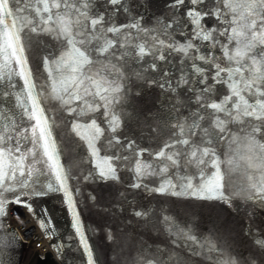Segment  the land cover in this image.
I'll return each instance as SVG.
<instances>
[{
    "label": "snow or ice",
    "instance_id": "6c2138e0",
    "mask_svg": "<svg viewBox=\"0 0 264 264\" xmlns=\"http://www.w3.org/2000/svg\"><path fill=\"white\" fill-rule=\"evenodd\" d=\"M33 49L45 53L43 83L29 64ZM46 99L59 102L87 149L94 171L84 180L114 190L106 207L118 227L125 212L138 225L155 224L134 203L149 191L236 214L237 199L264 207V0H0V218L9 204L35 216L34 198L63 193L87 264H96ZM161 120L168 138L142 146ZM225 143L243 145L236 155L251 171L232 192ZM50 223L44 209L38 224L49 239ZM160 223L186 235L169 216ZM256 233L247 234L264 255V232Z\"/></svg>",
    "mask_w": 264,
    "mask_h": 264
},
{
    "label": "water",
    "instance_id": "95a60500",
    "mask_svg": "<svg viewBox=\"0 0 264 264\" xmlns=\"http://www.w3.org/2000/svg\"><path fill=\"white\" fill-rule=\"evenodd\" d=\"M49 47H52V44ZM44 54L33 49L29 57L30 67L34 71L39 67L42 74L41 83L47 76L40 63ZM150 99L155 101L156 97L150 94ZM42 107L55 121L54 135L62 150L61 162L66 168L71 167L76 177L70 180L69 187L73 192L74 201L77 202V211L81 217L85 238L94 249L96 264H149V261L158 264L161 260L163 264H223L229 256L234 258L237 264H251L253 258L256 264H264V255L258 253L253 246V235L247 234L249 229L253 233H256L257 229L264 232V207H258L252 201L235 200V207L239 208V213L236 214L226 206L220 211L214 204L204 201L164 197L149 191L142 197H136L134 203L141 210H146L155 224L138 225L135 219L125 212L120 217L123 226L118 227L111 210L106 207L114 199V190L91 181L86 182L83 178L94 169L83 142L79 141L71 131L69 122L71 118L58 101L46 99L42 101ZM155 111L156 109L153 108V112ZM158 123L160 124L158 136L152 139L146 138L142 146L152 145L155 149L158 143L168 138V129L164 127L163 121ZM137 135L147 137L146 132H138ZM237 147L241 152L244 151L242 144H233L229 147L227 143L219 150L225 154L222 159L234 160V164L228 167L231 181L227 186L229 192L246 186L247 176L251 174L250 170H246L244 162L236 155ZM207 171L211 172L212 169ZM120 175L124 181L131 182V174L127 170L122 168ZM126 186L127 184L124 185ZM12 195L5 193L9 198ZM91 195L96 196L95 202L89 199ZM31 203L36 213L32 216L38 226V218L44 209L47 210V218L53 230L51 238H47L44 231L39 228L48 239L47 243L55 252L58 261L61 264H87L86 253L73 228L72 215L65 203L63 193H49L45 197L34 198ZM164 216H169L171 223L184 229L186 235H181L177 231L170 233L169 226L160 223V218ZM0 224L5 225L0 227V264H20L23 257L21 242L16 234V239H13V231L7 227L6 216L0 218ZM110 227L114 235L112 242L107 238ZM191 235L196 236L195 241L187 238ZM53 245H63V247L58 252ZM35 264L55 263L44 254L37 257Z\"/></svg>",
    "mask_w": 264,
    "mask_h": 264
},
{
    "label": "bare ground",
    "instance_id": "6f19581e",
    "mask_svg": "<svg viewBox=\"0 0 264 264\" xmlns=\"http://www.w3.org/2000/svg\"><path fill=\"white\" fill-rule=\"evenodd\" d=\"M13 224L18 227L20 233L24 236V240L20 241L22 245V259L20 264H35L39 254L46 255L50 257L55 264H61L56 258V254L52 251V248L49 246L43 245L42 249H38L35 244L34 237L37 235L35 233L32 222L29 218L20 210H16L14 213ZM39 242V241H38Z\"/></svg>",
    "mask_w": 264,
    "mask_h": 264
}]
</instances>
